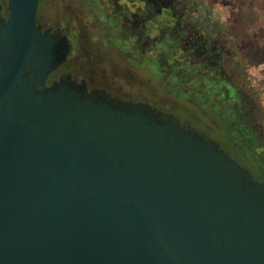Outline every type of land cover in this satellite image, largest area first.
I'll use <instances>...</instances> for the list:
<instances>
[{
  "label": "water",
  "instance_id": "obj_1",
  "mask_svg": "<svg viewBox=\"0 0 264 264\" xmlns=\"http://www.w3.org/2000/svg\"><path fill=\"white\" fill-rule=\"evenodd\" d=\"M0 4V264H264V181L144 103L89 92L37 25Z\"/></svg>",
  "mask_w": 264,
  "mask_h": 264
},
{
  "label": "flooded vegetation",
  "instance_id": "obj_2",
  "mask_svg": "<svg viewBox=\"0 0 264 264\" xmlns=\"http://www.w3.org/2000/svg\"><path fill=\"white\" fill-rule=\"evenodd\" d=\"M49 3L40 1L37 25L43 31L65 35L71 53L67 62L49 76L47 86L70 76L89 92L103 91L113 99L147 104L174 117L184 128L215 141L242 164L247 156L236 151L239 144L264 149L263 122L254 106L255 95L244 89L241 63L223 56L236 51L226 45L222 33L217 34L218 24L208 12L206 0H89L96 23L82 24L79 32L88 42L83 45L85 54L88 57L92 51L95 59L90 56L83 65L77 61L79 36L76 31L67 32L60 20L45 16ZM0 4L2 16L7 18L8 1L0 0ZM71 18L65 14V23L74 27ZM97 25L101 36L89 42L84 28L94 30ZM110 51L123 54L122 63L129 66L128 71H121L122 77L138 80L139 73L155 86L154 91L138 88L136 81L125 86L117 80L122 74L112 68L107 73L104 64ZM183 101L190 105L185 107Z\"/></svg>",
  "mask_w": 264,
  "mask_h": 264
},
{
  "label": "rangeland",
  "instance_id": "obj_3",
  "mask_svg": "<svg viewBox=\"0 0 264 264\" xmlns=\"http://www.w3.org/2000/svg\"><path fill=\"white\" fill-rule=\"evenodd\" d=\"M206 1L208 2V12L213 14V18L218 24L217 34L222 33L226 39V45L236 51V53L232 52L231 54L225 53L223 56L232 58L233 62L241 63V72L243 71L242 75L245 79L244 89L246 92L250 91L255 95L254 106L259 109L258 116L260 122H263L261 133L264 142V0ZM87 2L89 0H83L82 2L80 0H50L47 13L45 14L48 19H56L58 22L60 20L61 22L59 24L63 23L67 32L74 33L76 31V34L79 36V51L77 55L80 57L77 61L82 65L87 60H90V56L95 59V55L91 54L92 51H89L90 53L88 52V57L85 54L83 45L85 47V42L87 44L88 42L81 37L82 34L79 32L82 24L85 26L86 23L88 25H94L96 23V20L94 21L91 15L92 8ZM65 14L72 17L71 23L74 27L65 23ZM88 29V27L84 28L87 34L84 35L89 42L95 37L101 36V29L98 25L94 30ZM110 52H112L109 56L110 62L108 61V63L106 62L104 64L107 73L112 68V70H116V74L117 72L122 74L117 75V80L125 86L129 82L134 83L136 81L138 88L146 89L149 92L154 91L155 86L150 85L146 81L145 76L139 73L137 74L138 80L131 81L128 78L122 77L124 73L121 71H128L129 66H126L125 62L122 63L124 59L123 54L117 51ZM112 65L117 67H111ZM118 67L122 68L119 69ZM183 103L185 107L190 105L187 101H183Z\"/></svg>",
  "mask_w": 264,
  "mask_h": 264
},
{
  "label": "trees",
  "instance_id": "obj_4",
  "mask_svg": "<svg viewBox=\"0 0 264 264\" xmlns=\"http://www.w3.org/2000/svg\"><path fill=\"white\" fill-rule=\"evenodd\" d=\"M236 149L242 156H247L246 163L242 164L238 157H235L238 162L248 168L256 179L264 181V149L257 145L241 146Z\"/></svg>",
  "mask_w": 264,
  "mask_h": 264
}]
</instances>
